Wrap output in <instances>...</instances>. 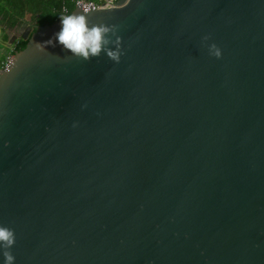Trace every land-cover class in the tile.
<instances>
[{"label": "water", "instance_id": "95a60500", "mask_svg": "<svg viewBox=\"0 0 264 264\" xmlns=\"http://www.w3.org/2000/svg\"><path fill=\"white\" fill-rule=\"evenodd\" d=\"M76 3L98 56L28 15L0 67L14 264H264V0Z\"/></svg>", "mask_w": 264, "mask_h": 264}, {"label": "clouds", "instance_id": "9594fccd", "mask_svg": "<svg viewBox=\"0 0 264 264\" xmlns=\"http://www.w3.org/2000/svg\"><path fill=\"white\" fill-rule=\"evenodd\" d=\"M87 9L84 11H76L60 16L61 27L54 33L55 42L69 50L70 54L78 55L84 59L98 56L103 49L105 42V33L110 28L103 24H90L86 15ZM208 37L205 35L204 39ZM119 37H117V41ZM53 43V37L43 42H37L38 45ZM210 52L217 57L222 54V50L215 42L209 44ZM109 56L118 60V51L112 49H104ZM75 123V122H74ZM15 230L7 224L0 223V248H3V259L0 264H14L15 255L11 251V246L15 242Z\"/></svg>", "mask_w": 264, "mask_h": 264}, {"label": "trees", "instance_id": "16d2710c", "mask_svg": "<svg viewBox=\"0 0 264 264\" xmlns=\"http://www.w3.org/2000/svg\"><path fill=\"white\" fill-rule=\"evenodd\" d=\"M63 9L66 10L63 13ZM74 9L72 0H0V26L3 29L14 28L22 24V20L30 16V23L37 25H51L60 20L62 14L71 13ZM26 40L15 42L13 52L24 48Z\"/></svg>", "mask_w": 264, "mask_h": 264}, {"label": "built area", "instance_id": "2783aa9c", "mask_svg": "<svg viewBox=\"0 0 264 264\" xmlns=\"http://www.w3.org/2000/svg\"><path fill=\"white\" fill-rule=\"evenodd\" d=\"M72 2L75 4V6H78L76 2H79L82 6H87L90 4L93 8L100 7L101 4H106L107 6L113 8L118 6L119 0H72ZM9 54H7L6 57L0 62V67L7 63V57Z\"/></svg>", "mask_w": 264, "mask_h": 264}, {"label": "flooded vegetation", "instance_id": "af4514ba", "mask_svg": "<svg viewBox=\"0 0 264 264\" xmlns=\"http://www.w3.org/2000/svg\"><path fill=\"white\" fill-rule=\"evenodd\" d=\"M26 19L23 20L22 24L20 26H16L14 28H6L4 31L5 32H9L12 29H15V37L19 36L16 41L18 40H23L20 36L22 35L23 31L25 30V28L27 27L28 22L26 23ZM30 23V22H29ZM34 24V23H33Z\"/></svg>", "mask_w": 264, "mask_h": 264}, {"label": "crops", "instance_id": "0c3cea01", "mask_svg": "<svg viewBox=\"0 0 264 264\" xmlns=\"http://www.w3.org/2000/svg\"><path fill=\"white\" fill-rule=\"evenodd\" d=\"M26 21H27V18H26ZM26 23H27V22H26ZM14 30H15V29H12L11 31H9V34H11V35H8V32H5V31H4V33H5V34L7 35V37H8L7 39H4V37L2 36V37H3V38H2V39H3V42L6 43V46H7L8 39H10V38L13 37V36L15 37V31H14ZM0 34H3V29H2L1 26H0ZM15 42H16V40L14 41V43H13L10 47H8V48H9V51L6 52V55H7L8 52L11 51V48L14 47ZM1 60H2V59H0V61H1Z\"/></svg>", "mask_w": 264, "mask_h": 264}, {"label": "rangeland", "instance_id": "374dc122", "mask_svg": "<svg viewBox=\"0 0 264 264\" xmlns=\"http://www.w3.org/2000/svg\"><path fill=\"white\" fill-rule=\"evenodd\" d=\"M2 38H3L2 34H0V59L3 60L6 57V52L9 51V48L6 46V43L3 42ZM9 53L10 52H8L7 54H9Z\"/></svg>", "mask_w": 264, "mask_h": 264}]
</instances>
